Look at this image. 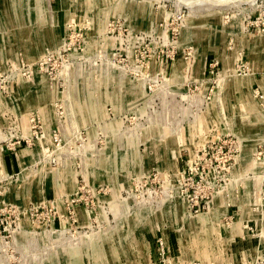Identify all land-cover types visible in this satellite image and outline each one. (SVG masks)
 <instances>
[{
	"label": "rangeland",
	"instance_id": "374dc122",
	"mask_svg": "<svg viewBox=\"0 0 264 264\" xmlns=\"http://www.w3.org/2000/svg\"><path fill=\"white\" fill-rule=\"evenodd\" d=\"M262 22L0 0V264H264Z\"/></svg>",
	"mask_w": 264,
	"mask_h": 264
},
{
	"label": "built area",
	"instance_id": "2783aa9c",
	"mask_svg": "<svg viewBox=\"0 0 264 264\" xmlns=\"http://www.w3.org/2000/svg\"><path fill=\"white\" fill-rule=\"evenodd\" d=\"M259 23V22H258ZM262 25H264V23L262 22ZM257 27H258V24H257ZM259 30H261V29H259ZM262 30H264V28H262ZM260 153V152H259Z\"/></svg>",
	"mask_w": 264,
	"mask_h": 264
},
{
	"label": "crops",
	"instance_id": "0c3cea01",
	"mask_svg": "<svg viewBox=\"0 0 264 264\" xmlns=\"http://www.w3.org/2000/svg\"><path fill=\"white\" fill-rule=\"evenodd\" d=\"M238 31H235V33L237 34ZM248 35V34H247ZM238 36V35H237Z\"/></svg>",
	"mask_w": 264,
	"mask_h": 264
}]
</instances>
